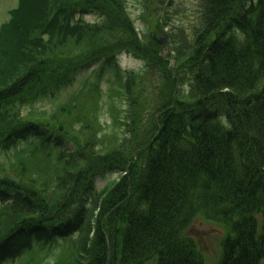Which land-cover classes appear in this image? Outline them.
<instances>
[{
  "label": "trees",
  "instance_id": "16d2710c",
  "mask_svg": "<svg viewBox=\"0 0 264 264\" xmlns=\"http://www.w3.org/2000/svg\"><path fill=\"white\" fill-rule=\"evenodd\" d=\"M164 1L147 5L143 33L119 0L101 8L115 15L105 23L74 19L104 0L11 9L0 27V151L32 136L57 155L52 168L0 164V263L209 264L187 234L201 216L225 227L212 264H264V0L198 1L193 37L171 32L167 52ZM123 41L145 69L119 78L117 131L98 133L94 108H79L80 96H101L97 84L75 104L21 112L82 66L98 80L122 74ZM109 172L118 177L97 188ZM67 238L54 261H18L34 241Z\"/></svg>",
  "mask_w": 264,
  "mask_h": 264
},
{
  "label": "rangeland",
  "instance_id": "374dc122",
  "mask_svg": "<svg viewBox=\"0 0 264 264\" xmlns=\"http://www.w3.org/2000/svg\"><path fill=\"white\" fill-rule=\"evenodd\" d=\"M18 1L19 0H0V27L9 19L10 11L17 5ZM104 1L105 3H103L100 8L89 11L92 13L85 11L80 14L81 20L83 19L92 23H105L108 18L111 20L114 19L115 15L109 13L110 11L106 12L101 8L105 9L110 5V2L114 3L117 0ZM119 1L128 15L134 20L139 30L142 33L143 29L146 31V19L149 16L147 5L150 4V2L154 3L156 0ZM198 1L200 0H174L170 4L168 0H166L163 3H160L163 8V10L161 9L160 11L162 18L164 19L165 16L170 19V30L182 27L188 34L193 33L194 21L198 14L196 12ZM78 15L79 14H77V16ZM166 31H168V28H166ZM158 36H160V34H158ZM120 45L131 47L130 49L122 47L119 51L118 63L121 66L122 74L119 75L116 69L112 68L108 70L106 75H102L100 77L101 79L98 80L97 77L99 76L95 71L94 65H91L88 68L82 66L79 70L74 71L71 83L50 90L49 94L33 103H25L21 112L26 115L29 107H33L37 111H41L45 107L56 111L57 107L62 104L68 102L75 104V96L83 94L88 87L90 89L97 84L102 90L101 96H98L95 101L88 99L89 96L87 94L80 96L77 100L79 101V108H82L83 101L84 106H92L94 108V112H89V116H91V118L92 116L95 117L98 133L103 135L112 130L117 131V128L120 126V118L122 115L116 111L120 108L123 109L126 103L124 95L117 93L119 87H121L119 81L124 79V73L126 70L142 71L145 69L144 61H142V59L136 54L135 50L137 51V49L131 43L123 41L117 44V46ZM111 85L115 88V92L110 90ZM111 100H114V102L118 104L117 108L114 110L111 107L116 106L110 107ZM56 155V147L51 151L44 150L42 149L41 140L37 137L30 136L26 139L18 140L15 143H10L6 148H2L0 151V164L5 167L23 163L34 166L39 161H44L46 167L52 168V166L55 167ZM112 178L116 179L114 174H110L107 177H98L96 180L98 188L102 189L106 185L107 180L109 182ZM2 206L3 205L0 203V208H2ZM187 234L193 236L197 240L199 248L209 264L214 263L220 257V244L222 237L225 234V227L222 224L198 216L188 228ZM72 240V238L58 239L45 244H42L39 241H34L31 247H26L21 251L18 261L21 262L27 259L40 262L54 261L61 254L63 247L66 249L69 247ZM14 263L16 262L8 259L4 260L1 264Z\"/></svg>",
  "mask_w": 264,
  "mask_h": 264
}]
</instances>
